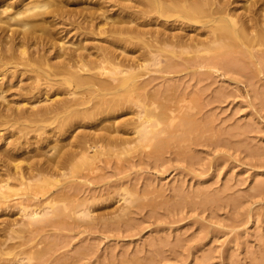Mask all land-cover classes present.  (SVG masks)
<instances>
[{"label":"rangeland","instance_id":"1","mask_svg":"<svg viewBox=\"0 0 264 264\" xmlns=\"http://www.w3.org/2000/svg\"><path fill=\"white\" fill-rule=\"evenodd\" d=\"M76 2L68 0L67 8H80V1ZM63 19L48 18L52 26L47 24L45 33L37 32L41 37L30 50L45 51L50 58L64 39L65 46L70 41L78 44L81 37L57 33L70 23ZM7 33L15 37L18 32L0 29V37ZM53 43L54 48L47 51ZM12 65L15 72L25 69L19 62ZM165 66L163 62L160 67L140 69L139 81L147 82L152 93L183 102L181 108L172 104L176 99L169 103L173 111H167L159 127L166 131L162 138L172 130L183 133L161 151L155 150V140L137 142L119 160L111 157L107 165L98 162L93 173L73 166L50 178L53 192H60L58 200L67 205L61 222L40 215L27 224L15 215V208L0 212V237L6 241L0 264H264V62L246 57L227 67L185 64L168 71ZM26 75L19 82L9 74L3 77L6 100H0V108L15 105L19 87L32 82ZM42 82L38 87H44ZM51 91L39 96L35 105L65 97L53 96ZM132 111L135 107L119 111L108 121L128 120ZM185 118L195 126L184 124ZM20 121L0 124L1 133L10 143L29 144L35 161L45 158L43 149L49 144L55 149L48 157H56L68 150L71 135L103 134L105 130L100 129L110 124L86 120L75 125L72 134L46 139L50 131H56L58 119L40 125ZM22 158L18 161L23 164L32 161ZM73 181L82 183L77 199L84 200L92 211L89 215L75 213L85 206L62 196L61 188ZM14 193L18 200L30 192L17 188ZM31 238L29 256L24 243Z\"/></svg>","mask_w":264,"mask_h":264},{"label":"bare ground","instance_id":"2","mask_svg":"<svg viewBox=\"0 0 264 264\" xmlns=\"http://www.w3.org/2000/svg\"><path fill=\"white\" fill-rule=\"evenodd\" d=\"M76 1L81 5L78 10L68 9V0H0V29L18 32L15 37L8 33L0 37V100H6L1 84L7 74L19 82L30 73L25 78L32 81L25 87L18 86L22 90L18 92L19 99L13 102L15 105L0 108V124L26 120L40 125L58 119L56 131L46 136L51 139L68 131L72 134L75 125L82 121L99 120L102 124L119 111L133 107L135 111L128 120L116 124L108 121L110 124L100 129L106 133L71 135L70 147L59 156L48 157L55 145L45 146V158L40 161L30 155L33 150L29 144L6 141L8 137L0 129V212L15 208V215L19 214L27 224L40 215L46 219L57 217L62 219L60 222L67 216V205L58 200L56 195L60 192H53L54 184L49 180L62 175L65 168L79 166L93 173L99 168L98 162L107 165L111 157L119 160V155L131 151L137 142L155 140V150L161 151L171 139L181 135L178 133H183L172 130L161 137L166 131L159 127L166 120L167 111H173L169 103L176 98L150 92L148 83L139 81L140 69L160 67L163 62L168 71L185 64L199 68H213L217 64L227 67L246 57L264 62V0ZM50 17L69 20L70 23H64L68 28H60L57 33L65 32L64 36L72 33L81 37V41L78 44L70 41V46H65L68 42L62 36L64 41L55 46L59 52L49 58L45 51L30 48L41 37L37 32L45 33L46 25H51L47 20ZM12 26L18 30H10ZM52 48L54 43L49 44L47 51ZM130 53L137 54L127 55ZM16 62L25 69L15 72L12 64ZM41 79L42 88L38 87ZM50 90L53 96L65 97L47 98L48 104L36 106L38 98L47 96ZM34 97V102L29 101ZM162 97L166 105H162ZM182 103L176 99L172 104L181 108ZM183 123L195 126L188 118ZM25 154L29 156L24 157ZM20 157L32 161L23 164L18 161ZM81 186L82 183L73 181L60 191L77 206H85L84 200L77 199ZM17 188L30 193L16 200ZM58 202H62L60 207ZM77 212L89 215L92 211L85 206V210L76 209ZM5 242L0 237V251ZM32 242L31 238L24 243L29 256Z\"/></svg>","mask_w":264,"mask_h":264}]
</instances>
